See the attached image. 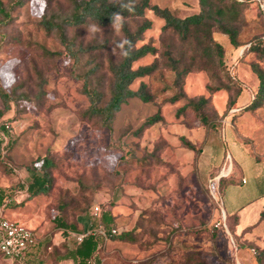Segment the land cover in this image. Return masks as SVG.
Segmentation results:
<instances>
[{"label":"rangeland","instance_id":"1","mask_svg":"<svg viewBox=\"0 0 264 264\" xmlns=\"http://www.w3.org/2000/svg\"><path fill=\"white\" fill-rule=\"evenodd\" d=\"M3 1L10 5L17 0ZM150 1L178 18L201 12L199 0ZM237 1L243 4L236 23L240 39H264V0ZM49 4L54 11L70 12L64 0H26L13 10V25L1 31L0 87L10 91L22 85L21 91L32 99L12 104L0 119V126H11L15 139L8 163L13 174L0 167V189L12 195L5 204L28 199L18 185L31 181L33 172L26 167L49 151L56 163L53 188L32 202H23L20 212L39 214L45 223H55L61 215L81 232L90 225L96 207L102 214L111 213L115 227L120 232L134 231L137 242L109 238L101 249L107 264H258L251 249L254 246L242 244L264 249V220L239 237L238 245L230 231L235 218L228 216L232 208L248 205L246 212H253L264 204V200H254L263 190L253 180L254 171L244 161L240 168L235 160L238 151L246 150L255 160V170L264 174V104L253 112L245 109L259 85L250 66L258 62L257 56L248 52L250 43L234 48L226 35L214 30L213 38L225 49V68L189 73L181 87L186 97L174 104L163 103L175 92L162 94L163 87L175 78L168 69L136 81L133 90L144 82L160 96L151 103L128 100L110 131L83 117L89 100L82 91L83 81L72 75L73 60L67 55L45 57L39 48L64 49L54 35L37 27ZM146 18L152 27L138 46L150 43L162 51L163 43L173 36L163 33L165 22L152 11H146ZM129 23L134 27L137 21ZM90 28H68L67 32L83 45L110 40L109 49L95 53L103 64L99 75L104 78L107 96L111 79L107 66L110 59L120 58L115 43L121 32L117 26L96 32ZM156 57L147 55L134 67L149 65ZM86 59L84 56L83 69ZM261 64L264 67V61ZM41 77L47 82L46 97L37 102ZM218 87L221 90L210 91ZM202 96L209 99L204 111L218 123L217 130L204 127L191 112L177 115L189 99ZM158 111L165 124L158 122L137 135V129ZM182 135L204 153L198 156L183 146ZM220 146L224 153H219L220 163L215 165L211 161ZM142 158L150 164L141 166ZM224 171L230 174L225 176ZM242 177L248 183L243 184ZM60 205L66 206L63 211ZM0 264H6L1 255Z\"/></svg>","mask_w":264,"mask_h":264},{"label":"trees","instance_id":"2","mask_svg":"<svg viewBox=\"0 0 264 264\" xmlns=\"http://www.w3.org/2000/svg\"><path fill=\"white\" fill-rule=\"evenodd\" d=\"M70 5V12L66 14L62 9L54 11L51 5H48V11L43 15L37 24L39 30H43L48 35H54L63 51H49L39 45L43 55L49 58H58L67 55L73 60L74 70L72 75L76 80L83 81V94L89 100V106L83 114L88 121L95 122L100 129L112 131L114 121L123 104L130 99H139L143 103L155 102L160 93L151 92L149 85L141 82L137 90H133L132 85L146 77H153L162 68L168 69L174 74V80L171 85H166L162 89V94H167L173 89L175 92L163 103L174 104L186 97L181 88L186 76L195 71L210 70L213 68H225V49L213 38L215 32L226 35L230 44L234 48H240L250 43L248 52L254 53L258 62L251 63L252 71L259 80L258 90L252 103L246 107L247 111H255L264 104V67L261 62L264 61V39L256 38L249 42L240 39L241 31L236 25L240 13L243 11V4L237 0H199L201 12L186 18L174 16L168 9L153 5L150 0H64ZM26 0H17L10 5L0 0V40L4 39L2 30L10 27L15 22L12 15L13 10L21 7ZM152 11L157 17L164 20L163 33L173 36L163 43V50L160 51L154 45L148 43L138 46L142 41L144 33L152 27V22L146 18V11ZM118 13L121 20L114 19V14ZM137 21L133 27L129 21ZM97 28L119 27L121 39L115 43V48L120 52L118 61L110 59L107 71L110 74V82L106 92L104 91V78L99 75L103 69V64L99 62L95 53L110 48V40L104 42L94 41L89 45L77 43L75 37L68 36V28L80 29L93 26ZM147 55L157 56L155 60L145 66L134 67L135 63ZM85 68L83 69V58ZM80 71V73H79ZM47 82L41 77L39 91L36 101L40 102L46 97ZM22 85L15 86L10 91L0 87V100L3 103V109H0V119L4 114L11 110L12 104H18L20 101L32 100L29 95L22 92ZM221 90L210 88L211 92ZM209 104V99L205 97L191 98L188 102L178 109L177 115L191 112L197 120L206 128L218 129V123L204 110ZM162 105V104H161ZM158 122L165 124L164 117L158 111L153 116L148 117L145 122L137 129V135H142L147 129ZM5 124L0 126V135L5 132ZM136 134V133H135ZM182 145L196 154L203 152L202 147H197L185 137H181ZM15 139L11 137L9 143L4 147L0 140V167L6 174H13L9 168V155L13 149ZM141 166L150 164L147 159L142 158ZM56 168V163L48 151L45 157H38L31 165L27 166L28 171L33 172L31 181L25 185H18V189L25 190L29 199L47 195L53 188L52 171ZM17 189V190H18ZM12 197L4 190L0 189V209L6 205V199ZM22 203L18 204L19 206ZM17 205H12V207ZM65 205H60L63 211ZM235 218V224L230 229L236 242L245 232L238 233L237 226L239 218L237 215H228ZM264 220V208L260 213L259 223ZM55 223L61 226L68 225L61 215L55 218ZM258 223V224H259ZM91 229L97 228L103 224L108 232L109 238L117 239L121 242L136 243L134 231L120 232L111 235V227H115L114 217L111 213L101 214L100 218H91ZM102 239L99 236L88 237V241L94 244ZM254 246L256 261L258 264H264V249H258L255 245L248 243L242 244ZM97 246V245H96Z\"/></svg>","mask_w":264,"mask_h":264},{"label":"crops","instance_id":"3","mask_svg":"<svg viewBox=\"0 0 264 264\" xmlns=\"http://www.w3.org/2000/svg\"><path fill=\"white\" fill-rule=\"evenodd\" d=\"M156 128L157 127H153L152 130H156ZM167 129L168 131H171V129L169 130V127H167ZM182 137H184V135H182ZM220 152L224 153V149H222V146H220L219 149L216 150V156L212 158L211 162L215 163V165H219L220 163L219 159L217 160V157ZM203 153L204 151L202 152V154ZM242 157L244 159H242ZM235 160L236 162H238L240 168H242L243 165L242 161H244L249 167L252 168V170L254 171L253 180L263 188L262 192L257 195L254 200H264V174L258 173L255 170V160L248 154V151L246 150L238 151ZM243 179H245L246 183H248V180L245 177H242V183ZM33 199L28 198L25 199L23 202H32ZM18 204L11 202L10 205H4L0 209V217H6L10 220L25 224L36 234L38 240L37 243L33 247H30L27 251L26 259L24 262L18 260L11 261L5 258L0 252L2 259L6 264H107L104 259L105 257L101 252V249H103V247L105 246V241L103 239H98V242H95V250H93V244L91 243V241H88V237L94 235H87L84 241L81 243L76 240V235L80 233H88L90 230H92L91 224L88 225V227H86L85 230L81 232L80 230H77L73 224L61 226L56 223H45L44 219H42L39 214H34L29 210H26L21 213L20 209L23 204L20 206ZM12 205L17 206L12 207ZM248 207L249 206L246 205L239 208H232L230 214H228L238 216V233L246 232L249 229L255 228L258 225L260 220V213L264 208V204H262L260 207H257L253 212H246ZM251 235V233H248L246 237L251 240Z\"/></svg>","mask_w":264,"mask_h":264},{"label":"built area","instance_id":"4","mask_svg":"<svg viewBox=\"0 0 264 264\" xmlns=\"http://www.w3.org/2000/svg\"><path fill=\"white\" fill-rule=\"evenodd\" d=\"M5 132H2L0 135V140L5 147L11 137L12 129L11 126L5 125ZM243 183H246V180L243 179ZM102 211L100 207H96L95 210L91 213L92 218H100ZM0 252L2 255L11 260V261H21L24 262L26 259V253L30 247H33L37 243L36 234L28 228L25 224L17 221L10 220L6 217H0ZM111 235L120 233L116 227H111ZM87 235H94L101 237L104 241L109 239V232L107 228L100 224L97 228L90 230L88 233H80L76 235V240L78 242H83ZM252 253L255 254V249H252Z\"/></svg>","mask_w":264,"mask_h":264},{"label":"clouds","instance_id":"5","mask_svg":"<svg viewBox=\"0 0 264 264\" xmlns=\"http://www.w3.org/2000/svg\"><path fill=\"white\" fill-rule=\"evenodd\" d=\"M114 19H116V20H121L122 17H120V15H119L118 13H116V14H114ZM89 30H90L91 32L99 31V29H98L95 25L91 26V28H90Z\"/></svg>","mask_w":264,"mask_h":264},{"label":"bare ground","instance_id":"6","mask_svg":"<svg viewBox=\"0 0 264 264\" xmlns=\"http://www.w3.org/2000/svg\"><path fill=\"white\" fill-rule=\"evenodd\" d=\"M228 174H230L229 171H224L223 172V175H225V176H228Z\"/></svg>","mask_w":264,"mask_h":264}]
</instances>
